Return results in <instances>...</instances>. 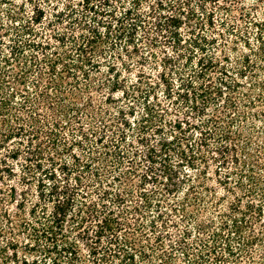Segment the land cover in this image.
I'll use <instances>...</instances> for the list:
<instances>
[{
	"label": "trees",
	"instance_id": "trees-1",
	"mask_svg": "<svg viewBox=\"0 0 264 264\" xmlns=\"http://www.w3.org/2000/svg\"><path fill=\"white\" fill-rule=\"evenodd\" d=\"M259 4L0 0V264H264Z\"/></svg>",
	"mask_w": 264,
	"mask_h": 264
},
{
	"label": "rangeland",
	"instance_id": "rangeland-1",
	"mask_svg": "<svg viewBox=\"0 0 264 264\" xmlns=\"http://www.w3.org/2000/svg\"><path fill=\"white\" fill-rule=\"evenodd\" d=\"M244 3V7L247 9L250 7L252 0H242ZM209 7V6H207ZM239 7V6H237ZM210 8V7H209ZM236 10L233 12L234 15L238 16L239 13V9L235 8ZM252 15H254L255 17H259V18H264V5L263 4H259V6L257 7L256 10H251ZM240 24H242V22H240Z\"/></svg>",
	"mask_w": 264,
	"mask_h": 264
}]
</instances>
